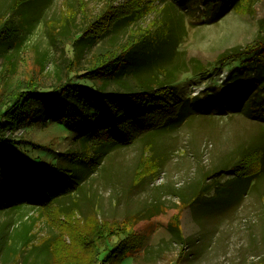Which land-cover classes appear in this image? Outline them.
I'll use <instances>...</instances> for the list:
<instances>
[{
    "label": "rangeland",
    "instance_id": "374dc122",
    "mask_svg": "<svg viewBox=\"0 0 264 264\" xmlns=\"http://www.w3.org/2000/svg\"><path fill=\"white\" fill-rule=\"evenodd\" d=\"M11 1L0 0V13ZM182 1L186 4L192 2L194 9L198 3V0ZM160 3V0L113 1V5L122 7L123 11L141 7L144 20L154 15L152 9L155 5L159 7ZM100 4L101 0H31L22 6L24 17L18 15L19 44L6 46L5 50L0 46V107L28 84L50 90L53 78L64 75L61 64L72 54L69 42L88 25L90 30L87 32L91 33L94 25L89 23L99 12ZM144 4L152 7L144 8ZM163 4L155 15L159 16ZM70 5L72 8L68 9ZM248 13L230 11L221 20L202 26L187 23L186 36L178 45L183 58L198 63L202 71L221 67L214 62L221 50L250 43L256 29L264 34V0H255L252 15ZM187 19L194 21L196 13L190 11ZM141 23L139 21L137 25ZM180 29L181 19L176 15L171 37L178 35ZM125 34L126 28L119 29L114 34L116 38L107 35L103 44L119 45L124 42ZM93 50H96V45L85 51L86 55L83 54L80 62L86 64ZM222 70H212L209 75L205 72L203 76L182 73L177 91L182 97H191L201 87L217 86L224 73ZM71 78L78 83L89 84L78 76L72 75ZM202 109L213 110L199 105L198 110ZM224 109L213 110L222 111L215 115L222 120L215 118L212 124H203L201 118H194L196 129L192 135H183L182 131L149 134L127 146L101 150L100 153L87 151L80 157L67 156L71 160L75 158L70 164L81 170L75 178L79 188L72 196L61 198L58 206L66 212L71 205L77 206L72 216L75 221L72 228L75 230L70 235L65 230H58L56 224L62 221L60 224L66 225L71 216H59L50 203L41 211L32 208L21 212L1 209L0 264L73 263L76 257L86 259L96 247L100 251L99 257H102L116 238L107 235L103 241L92 239L84 225L94 221H116L119 226H125V233L132 232L133 237L143 238V244L129 250V256L120 264H264V176L258 180L251 194L243 195L214 212H211L213 209L202 212L181 208L174 194L176 191L184 197L190 194L189 180L197 170L193 155L201 165L199 167L209 166L211 159L219 158L225 149L233 148L237 141L256 129V121L241 116L239 112H234L236 114L228 119V112H223ZM77 131L66 123L49 120L32 122L15 131L14 135L21 137L19 145L28 150L34 147L35 158L44 166L55 162L64 165L69 162L64 153L78 150L73 140ZM178 136L181 141L173 142ZM144 142L150 143V152L160 163L158 170L145 175L148 167L142 162L138 167ZM143 167L141 172L139 168ZM148 208H153L157 214L142 219L141 211ZM174 215L178 216L185 236L188 235L187 244H180L167 226ZM59 239L64 241V245L58 243ZM43 244H46L48 252L41 247Z\"/></svg>",
    "mask_w": 264,
    "mask_h": 264
},
{
    "label": "trees",
    "instance_id": "16d2710c",
    "mask_svg": "<svg viewBox=\"0 0 264 264\" xmlns=\"http://www.w3.org/2000/svg\"><path fill=\"white\" fill-rule=\"evenodd\" d=\"M30 1L12 0L0 13L2 50L19 44L18 15L24 17L21 8ZM113 1L101 0L99 12L89 23L94 25L91 33L87 32L90 30L88 25L69 42L72 54L61 64L64 75L53 78L50 90L28 84L0 107V210L21 212L32 208L41 211L50 203L59 216H71L66 225L62 226V221L56 224L58 230H65L67 235L75 230L72 228L75 222L72 216L78 208L71 205L66 212L58 206V202L61 198L72 196L79 188L75 178L81 172L70 164L75 158L71 160L67 156L80 157L87 151L100 153L101 150L127 146L149 134L182 131L183 135H192L196 129L194 118H201L203 124H212L215 118L222 120L215 116L222 111H213L221 107H225L223 112H228V119L236 114L234 112H239L241 116L256 121V129L248 137L237 141L233 148L225 149L223 155L226 156L211 159L209 166L199 167L201 165L193 155L197 170L189 180L190 194L184 197L178 191L174 193L179 206L202 212L206 209L218 211L237 198L251 194L258 180L264 176L262 31L256 29L250 43L221 50L214 60L221 67L211 70L202 71L198 63L186 61L183 51L178 49L186 36L187 23L200 26L213 24L230 11L252 15L255 0H198L195 9L192 2L160 0L161 5H155L152 9L154 15L147 20L142 16L141 7L123 11L122 7H115ZM162 2V11L157 16ZM79 3L77 6H80ZM64 6L67 9L65 1ZM190 11L196 13L194 21L186 20ZM176 15L181 19V29L178 35L171 37ZM139 21L142 23L137 25ZM125 28L124 42L119 45L103 44L107 35L116 38L114 34ZM93 45H96V50L88 57L89 61L87 59L86 64L80 62L85 51ZM219 68L224 69V73L217 86L201 87L191 97H182L177 91L180 74L191 72L192 75L203 76L205 72L209 75L210 71L216 72ZM72 75L87 80L89 84L74 81ZM199 105L213 110H198ZM49 120L78 129L73 139L78 150L64 153L69 161L64 165L55 162L44 166L35 158L34 147L28 150L19 145L21 137L14 135L15 131L32 122L45 123ZM172 141L179 142L181 138L178 136ZM150 148L149 142L143 143L138 167L141 162L148 167L146 170L149 171L144 175L158 170L160 164ZM140 169L142 172L144 167ZM160 209L163 211V208ZM141 212L142 219L157 214L153 208ZM167 226L180 244H187L188 235L185 236L177 215ZM84 229L91 233L92 239L103 241L107 235H113L116 240L102 257H99L100 251L96 247L86 259L76 257L73 263L65 264H120L129 256V250L143 244L141 236L135 238L132 232L125 233V226H119L116 221L86 222ZM58 243L64 245L61 239ZM41 247L47 251L46 244ZM59 262L62 264V261Z\"/></svg>",
    "mask_w": 264,
    "mask_h": 264
}]
</instances>
